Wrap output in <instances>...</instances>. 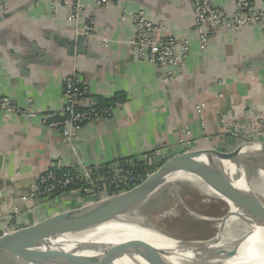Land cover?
I'll use <instances>...</instances> for the list:
<instances>
[{"label":"crops","instance_id":"0c3cea01","mask_svg":"<svg viewBox=\"0 0 264 264\" xmlns=\"http://www.w3.org/2000/svg\"><path fill=\"white\" fill-rule=\"evenodd\" d=\"M192 2L116 0L98 10L87 7L70 22V10L59 2L8 0V11L0 19V96L22 110L32 109L35 116L0 115V212L5 214L0 235L2 226L14 221L27 227L82 205L80 194L64 193L51 204H22L21 214L11 217L10 202L36 191L50 168L79 172L147 156L161 165L162 158L187 151H226L241 141L232 134L220 135L222 117L233 125L264 119V26L222 30L201 52L193 32ZM214 2L229 16L235 13V0ZM140 11L165 25L161 35L192 45L182 75L168 83L130 45L133 16ZM89 19L95 21L94 36L86 38L90 57L71 55L64 42L83 35ZM71 75L84 89L83 108L97 107L99 99L125 98L111 116L80 130L76 154L59 132L47 127L64 105V82ZM199 104H205L203 122ZM255 141L264 143V135Z\"/></svg>","mask_w":264,"mask_h":264},{"label":"water","instance_id":"95a60500","mask_svg":"<svg viewBox=\"0 0 264 264\" xmlns=\"http://www.w3.org/2000/svg\"><path fill=\"white\" fill-rule=\"evenodd\" d=\"M78 4L82 12L87 7L99 9L96 0H79ZM64 44L71 48V55L74 53L90 57L88 40L85 36L78 35L75 39L66 40ZM249 143L264 146V143L251 141L241 143L236 148L229 147L226 151L197 150L187 151L171 158L166 156L162 158L163 164L153 174L130 190L57 213L14 232L5 231L0 236V264H231L229 256L235 257L239 253V248L234 243L241 242L243 238L230 243L237 248L236 253L226 252L221 246L216 256L209 254L205 249L207 243L212 241L178 240L156 228L160 233L170 237L171 241H148L131 246L107 248L64 244L58 238L60 239L65 232L92 221L121 216L133 217L135 211L149 203L178 175L188 171L198 177V181L205 183L207 176L204 170L211 165L224 170L226 162L235 171L236 177L231 184V192L238 205L243 206L250 214L252 207H255L260 220L264 223V204L253 194L250 178L253 173L262 179V171L258 167L264 168V156L255 159L244 157V150ZM65 145L69 146L70 143L65 142ZM71 145L69 146L71 151L74 154L78 153L76 142ZM221 201L228 206L227 216L221 221L226 222L231 218L232 206L226 200ZM193 247H201L203 251L199 253L180 251ZM242 264H264V240L257 254L249 257Z\"/></svg>","mask_w":264,"mask_h":264},{"label":"built area","instance_id":"2783aa9c","mask_svg":"<svg viewBox=\"0 0 264 264\" xmlns=\"http://www.w3.org/2000/svg\"><path fill=\"white\" fill-rule=\"evenodd\" d=\"M59 2L70 10L69 21L74 22L82 13L79 6V0H49ZM98 7H107L114 5L116 0H96ZM235 13L229 16L221 7L217 6L214 0H193L192 11L194 17L193 32L198 40V47L201 52H205L211 43L215 40L218 33L222 30L242 31L249 26H264V0H235ZM8 11V0H0V17ZM135 35L130 40V45L138 50L139 59L146 60L153 65L161 74L165 83L182 75L187 65V61L192 52V45L189 41L176 38L174 36H163L161 33L165 30L163 23L151 21L144 11L133 16ZM95 21L89 19L88 25L83 31V36L87 39L94 36ZM107 45V42H104ZM222 85L221 83L219 84ZM64 105L57 115L49 118L47 127L57 131L62 136L64 142H71L77 132L86 124L111 116V110L98 111L96 107L83 108L85 92L76 78V75L68 76L64 82L63 88ZM220 97H223L222 94ZM205 104L197 106L198 116L203 122L202 115ZM12 114L22 115L26 118L35 116L32 109L22 110L9 98L0 96V115ZM234 130V131H233ZM220 135L226 136L232 134L240 139L241 143L259 138L264 135V119H257L251 124L233 125L224 116L221 120ZM191 135L190 131L186 132ZM182 143H185L182 141ZM189 145V142H187ZM191 147V146H189ZM140 163H144L146 168L141 170H132L133 162H126L129 166L117 164L106 174L100 173V168H85L75 175L64 174L57 176L55 169L50 168L41 177L36 191L30 192L27 196L20 197L16 204L10 202L8 209L12 215L21 214L20 206L27 202H45L50 203L56 197L70 190L76 180L82 181L83 188L71 190L70 193H86L82 198V204L97 202L106 199L114 194H119L140 185L160 166L159 161L154 157H145ZM20 203V204H19ZM5 217L0 212V219ZM14 221L9 225L2 226L1 235L5 231L14 232L20 228ZM0 235V236H1Z\"/></svg>","mask_w":264,"mask_h":264},{"label":"bare ground","instance_id":"6f19581e","mask_svg":"<svg viewBox=\"0 0 264 264\" xmlns=\"http://www.w3.org/2000/svg\"><path fill=\"white\" fill-rule=\"evenodd\" d=\"M243 155L250 159L263 157L264 146L257 143H249ZM258 168L262 171V179H259L256 174L251 173V187L255 197L264 204V168ZM204 172L207 176L206 182L202 183L201 181H197L198 179L196 180L200 184V191L205 196H214L220 200H226L232 206L230 209L231 218L226 222H216L215 229L219 235L216 240L208 242L205 249L213 256L219 254L220 247L224 244L225 231L237 228L236 224L242 223L246 232L242 233V236H239L237 240L244 237L243 240L241 242H235V239L231 241L235 242L234 244L239 248V253L235 257L229 256L231 264H242L259 251L264 240V224L260 223L258 210L255 207H252V214H250L243 206L238 205L235 196L231 192V184L236 175L228 162L225 163L224 170L211 165ZM236 219L238 222L234 223ZM59 241L64 244H84L113 248L131 246L148 241L168 242L171 240L170 237L160 233L140 217L121 216L92 221L86 225L67 231L61 235ZM180 251L199 253L203 251V248L193 247L191 249H181Z\"/></svg>","mask_w":264,"mask_h":264},{"label":"rangeland","instance_id":"374dc122","mask_svg":"<svg viewBox=\"0 0 264 264\" xmlns=\"http://www.w3.org/2000/svg\"><path fill=\"white\" fill-rule=\"evenodd\" d=\"M79 132L75 134L69 146H72L74 141L76 142ZM251 141L255 140H249V142ZM197 179L198 177L185 171L170 181L165 189L149 203L135 211L133 217L142 218L160 232L174 239L183 241L215 240L218 237V231L215 229L216 222H221L227 216L228 206L217 197L205 196L199 189L197 182L199 179ZM236 222H238L237 219L234 220V223ZM260 223L263 222L260 220ZM236 225L237 228L225 231L224 244L222 245L224 251L233 254L238 250L229 243H232L231 241L234 239L236 241L239 236H242V233L246 232L242 223Z\"/></svg>","mask_w":264,"mask_h":264},{"label":"trees","instance_id":"16d2710c","mask_svg":"<svg viewBox=\"0 0 264 264\" xmlns=\"http://www.w3.org/2000/svg\"><path fill=\"white\" fill-rule=\"evenodd\" d=\"M124 101H125V98H124L123 95H118L117 97H115L112 100L99 99V102H98V105H97L96 108L98 109V111H104V110L113 111L114 107H116L119 103H122ZM120 164L122 166H129L126 162H121ZM129 168H131L132 170H141V169L146 168V165H144V163H140L138 161H133L132 166L129 167ZM156 169H158V167ZM109 170H110L109 167H102V169L100 168V173L101 174H106ZM55 172H56L57 176H59V177L64 175V174L75 175V174L78 173V171H75V170L62 169V168L55 169ZM82 183H83L82 181L76 180L74 182L72 188L70 190H67L65 193H70L71 190H74V189H77V188H79V189L83 188ZM125 190H128V188L125 189ZM56 196H58V195H56ZM81 196L82 197H86V193L83 192V194Z\"/></svg>","mask_w":264,"mask_h":264}]
</instances>
